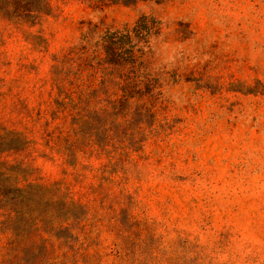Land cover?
Listing matches in <instances>:
<instances>
[{"label": "rangeland", "instance_id": "1", "mask_svg": "<svg viewBox=\"0 0 264 264\" xmlns=\"http://www.w3.org/2000/svg\"><path fill=\"white\" fill-rule=\"evenodd\" d=\"M49 1L36 27L0 18V161L22 165L21 185L63 183L103 210L92 264H264V0ZM136 26L141 105L112 125L114 159L48 148L57 57ZM52 245L19 254L0 236V264H46Z\"/></svg>", "mask_w": 264, "mask_h": 264}, {"label": "trees", "instance_id": "2", "mask_svg": "<svg viewBox=\"0 0 264 264\" xmlns=\"http://www.w3.org/2000/svg\"><path fill=\"white\" fill-rule=\"evenodd\" d=\"M51 11L49 0H0V18L19 26L36 27ZM139 30L136 26L135 33L107 32L94 35L95 39L88 34L71 53L57 57L48 148L67 159H114L116 151L110 147L112 125L117 118L126 124L131 108L141 105L131 97L127 72V67L139 59ZM58 122L60 126L53 128ZM96 138L101 142L97 143ZM5 139L2 141L15 142L12 149L29 145L19 133L8 132ZM22 173V165L0 161V236L8 240V249L21 254L36 238L44 242L49 238L59 253L46 264H92L95 257L89 254V246L97 238L96 221L107 220L103 210L85 204L63 183L21 185ZM115 247L119 257L130 254L131 249L122 241Z\"/></svg>", "mask_w": 264, "mask_h": 264}]
</instances>
